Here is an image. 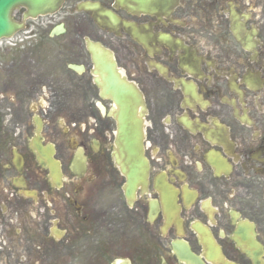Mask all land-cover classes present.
<instances>
[{
  "label": "flooded vegetation",
  "instance_id": "obj_1",
  "mask_svg": "<svg viewBox=\"0 0 264 264\" xmlns=\"http://www.w3.org/2000/svg\"><path fill=\"white\" fill-rule=\"evenodd\" d=\"M25 14L0 44V264H264V0H63ZM87 40L143 96L148 185L131 204ZM80 95L88 107H72ZM65 108L79 110L61 115V141L87 169L55 185L37 158L61 149L50 116Z\"/></svg>",
  "mask_w": 264,
  "mask_h": 264
},
{
  "label": "water",
  "instance_id": "obj_2",
  "mask_svg": "<svg viewBox=\"0 0 264 264\" xmlns=\"http://www.w3.org/2000/svg\"><path fill=\"white\" fill-rule=\"evenodd\" d=\"M62 0H0V38L9 37L20 28L13 21L12 15L18 8H25V18L52 13L59 8ZM89 7V6H88ZM87 6L85 9H89ZM112 23L115 19L108 13L102 15ZM87 48L94 64V82L100 90V97L112 102L111 114L117 121L116 163L126 178L124 187L128 200L138 188L147 186L148 162L142 147V128L134 120L138 107H143L142 98L136 89L121 77L111 54L97 44L87 42ZM101 107V106H100ZM140 121V120H139ZM53 150L49 146L48 154H41L42 165L50 170V177L55 183L60 182L58 163L52 158ZM73 173H81L85 169L82 151L79 150L70 167ZM176 254L183 262H190L194 257L182 246L176 247Z\"/></svg>",
  "mask_w": 264,
  "mask_h": 264
},
{
  "label": "rangeland",
  "instance_id": "obj_3",
  "mask_svg": "<svg viewBox=\"0 0 264 264\" xmlns=\"http://www.w3.org/2000/svg\"><path fill=\"white\" fill-rule=\"evenodd\" d=\"M121 71L124 73V71L122 70V68L120 67ZM72 98V97H71ZM79 99V104H76L74 103L73 101V98H72V107H88L84 102L83 100H87V97H84L82 95L78 96ZM88 99H90V97H88ZM94 102L96 104V102H99V99L98 97L96 96V98H94ZM69 103V102H68ZM95 104H93V107H95ZM104 105L108 106V103L107 102H103ZM70 106V105H69ZM68 106V107H69ZM78 108L76 109H72V108H65L64 111H53L52 114H51V118L53 121H55L53 124H55L54 128H56L57 130V133L55 134V136L57 137L58 136V141L60 142L61 144V149L59 151H57L56 153V157L58 158V160H60L61 164H62V168H63V171L65 173V177L67 175V171H68V165L70 163V159H71V153L68 152L67 150V145H66V141L62 142L61 140V133L62 131L64 130L63 129V126H59V121L60 120H63V119H67V120H73L74 116L78 113ZM82 112V111H81ZM65 116V118H63L62 116ZM58 124V125H56ZM91 128L89 127H85V126H81L80 127V131L81 132H84V134H86L88 137H89V142H88V146L91 145V139L93 138L94 139V136L93 134H91ZM79 134H78V129H75V130H72L70 133H69V137L72 138V141H78V138H79ZM67 185H69L71 188L73 186V182H70L68 180H66L65 182Z\"/></svg>",
  "mask_w": 264,
  "mask_h": 264
}]
</instances>
